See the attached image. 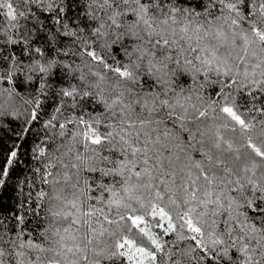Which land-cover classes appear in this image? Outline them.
<instances>
[{
  "label": "snow or ice",
  "instance_id": "6c2138e0",
  "mask_svg": "<svg viewBox=\"0 0 264 264\" xmlns=\"http://www.w3.org/2000/svg\"><path fill=\"white\" fill-rule=\"evenodd\" d=\"M5 9L0 126L27 113L23 139L52 112L0 208V264H264V0Z\"/></svg>",
  "mask_w": 264,
  "mask_h": 264
},
{
  "label": "trees",
  "instance_id": "16d2710c",
  "mask_svg": "<svg viewBox=\"0 0 264 264\" xmlns=\"http://www.w3.org/2000/svg\"><path fill=\"white\" fill-rule=\"evenodd\" d=\"M15 2L16 0H14V3ZM5 11L6 9L0 10V28L6 27L7 25V19L4 15ZM21 23H24V21L21 20ZM9 34H11V30L9 31ZM0 39H2V37H0ZM15 50L17 53L19 52L18 48ZM17 90L21 94H24L25 92H32L31 88L25 89L19 84V82L17 84ZM25 98H27V96H25ZM51 112V102H45L38 113V120L33 122L28 135L23 139L18 138L16 133L20 132L25 126L24 121L27 113L21 116L18 120H10L9 122H5L3 126H0V168L3 167L7 153L12 149L13 145H21V153L19 155L21 163L14 166L13 170L10 172V178L7 180L6 186L3 189H0V208H2L5 212L16 210L20 202H22L24 199L17 189V181L23 180L24 176L26 175H31V173L28 171L30 162L29 149L34 142L42 138L45 131L42 125L46 120L49 119ZM25 191H27V189H25ZM35 191L36 189H33V193ZM28 209L29 205L25 204L22 211H28ZM26 219L31 221L28 224V228L30 230L35 223V221L32 219V214L30 211H28V216ZM167 239H172V237H168Z\"/></svg>",
  "mask_w": 264,
  "mask_h": 264
}]
</instances>
